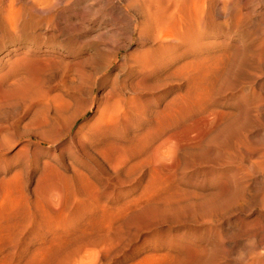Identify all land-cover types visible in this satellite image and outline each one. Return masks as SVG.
<instances>
[{"label": "rangeland", "instance_id": "rangeland-1", "mask_svg": "<svg viewBox=\"0 0 264 264\" xmlns=\"http://www.w3.org/2000/svg\"><path fill=\"white\" fill-rule=\"evenodd\" d=\"M259 19L253 20L254 27L260 24ZM98 40L87 35L76 45V52L67 55L66 79L63 68L55 69L47 78L46 108L35 106L23 111L2 100L0 94V264H147L148 259L154 264H228L250 235L256 237L257 250L264 253L260 238L264 198L254 199L264 180L255 177L260 170L259 164L252 162L255 158L242 152L247 143L249 150L256 147L246 141L248 137L264 143V113L260 111L264 105L250 104L255 96L247 91L245 82L249 76L245 74L253 71L251 61H257L253 55L237 62L215 87L210 105L205 106L190 97L185 83L174 90L169 73L126 80L118 90L129 88L121 93L133 98L134 106L125 107L126 120L116 125L107 145L81 139L89 133L94 110L79 117L69 131L66 119L49 123L42 133L56 140L48 149L38 148L36 137L27 135L31 118L55 115L74 94L80 96L82 92L76 112L82 113L87 107L91 97L86 81L101 65L94 71L85 56L93 53ZM129 52L131 49H121L117 56L122 58ZM242 64L250 65L240 70ZM167 78L171 79L168 84ZM20 114L24 116L17 121ZM78 126L86 129L75 135ZM106 146L110 150L107 147L106 151ZM13 173L14 179L8 182ZM242 175L245 181L240 180ZM246 222L255 224L254 230L246 231Z\"/></svg>", "mask_w": 264, "mask_h": 264}, {"label": "bare ground", "instance_id": "bare-ground-1", "mask_svg": "<svg viewBox=\"0 0 264 264\" xmlns=\"http://www.w3.org/2000/svg\"><path fill=\"white\" fill-rule=\"evenodd\" d=\"M112 15L115 17H109ZM257 18H260V24L254 27L253 20ZM97 20L98 22H96ZM85 22L88 25H84ZM90 34L96 36L99 40L93 47V53L89 52L86 54V63L92 69L94 68V71H97V67L101 65L100 70L94 77H91V74L89 78L86 77L88 81L85 80L88 83L86 84L87 94L91 97V100L88 105H85L87 107L82 113H77L76 110L79 107L78 104H80L82 92L78 94L80 96L74 94L69 98L73 101L74 105H72L71 100L63 102L65 106H61L63 108L57 111L55 115L50 116L51 118L48 115L49 118L46 117L45 114L31 118L30 126L26 133L28 136L34 135L36 137L34 139L40 149H48L54 144V140H56L48 136L46 138L42 133L45 127L49 126V123L52 122L53 124L66 119L69 121V131L79 117L93 110L94 115L91 118V127L87 129L89 133L83 134L84 136H81V139L91 144L101 141H104L106 144L109 135L113 132L116 125L126 118L128 109L126 110L125 107L132 104L134 106L133 98H126L125 94L123 96L121 93L126 87L122 91L120 90L121 88L118 90V87L123 88L126 80H138L149 73L171 74L172 80H170L174 90L185 83L190 97L196 98L198 102L205 106L210 105L212 102L211 94L215 91V87L229 75L237 62L243 57L246 58V55H253L257 58V61L253 60L256 58L252 59L251 63L253 62L254 66L252 64V66L245 64L246 68L247 65L253 68L252 72H247L246 74L247 69L245 72V69L243 70L245 75H249L245 76V78L247 77V81L245 82L247 84V91L255 96V99H251L252 102L250 104L264 105V0H0V94L4 97H1L2 100L5 99V102L11 103L17 108H22L23 111L35 106L45 107L48 103L47 100H49L47 95L48 88L45 87V83L49 81L47 78L51 76L55 69L58 70L60 68L64 69H62L63 78L66 77L69 70L68 66H66L68 65L66 61L67 55L69 56L76 52V45L80 43L83 37L90 36ZM121 49H131V52L127 56L119 58L117 54ZM80 52L81 48L79 47L78 53ZM119 61L121 62L119 64L120 69L117 66L120 63ZM78 63V61L75 62L76 65ZM245 65L243 67L239 66L240 70ZM150 76L152 77V75ZM242 76H240L241 79H243ZM153 78H155V74ZM167 80L166 82L165 79V83H170L168 78ZM78 83H75L77 87L79 86ZM140 84L137 86H140ZM148 84L151 83L149 82ZM161 85L158 82V86ZM72 86L74 87V85ZM73 87L71 89L76 88ZM81 89L79 91H82ZM97 90L99 91V95H97ZM127 90H124V93ZM180 98L182 97L180 96ZM177 100H175L176 102L173 100L175 104L179 101ZM180 103L182 104L183 102ZM197 104L203 107L201 104ZM172 107L175 106L172 105ZM259 108L257 107V109ZM260 111L264 113V111ZM227 114L225 113V115ZM23 116L24 114L18 115L17 121H20ZM130 116H132V113ZM218 116L220 117V115ZM80 126H78L79 129H76L75 135L81 131L83 126ZM192 129L195 130L196 128ZM256 133L257 131L255 135ZM244 135L246 137V133ZM77 137L79 138V136ZM111 140L109 141L111 142ZM246 141L254 144L256 147H252L254 149L249 150L248 148L251 146L247 148L246 146L249 144ZM246 141L247 145L245 147L242 146V152L249 158H255L252 162L258 163L260 168V170L256 171L255 177L264 180V143L253 137H248ZM78 142L77 145L79 146ZM80 144H83V142H80ZM105 144L103 145L105 146ZM110 144H113V141ZM110 144L108 145L112 146ZM103 145L102 147H104ZM113 146L115 147L116 145L113 144ZM107 147L106 151L111 148L108 147L107 149ZM102 149L104 150L105 148ZM230 163L232 164V162ZM243 175L239 176L240 180L246 179ZM14 177L15 174L13 173L6 180L10 182ZM247 182L244 183L247 185ZM249 186L253 185L250 184ZM261 187V191L255 190L256 193L254 192V199L256 201L264 198V185H261ZM150 192L151 190L148 192V195ZM254 193L251 192V194ZM148 195H146L147 199L150 196ZM241 197L238 199H242ZM245 199L243 198L242 200L247 201ZM147 203L145 206H147ZM1 204L3 205V202ZM248 223L246 222L244 226L246 231L252 230L255 225ZM260 228H264V226ZM242 234L239 235L242 236ZM252 235L254 234L252 233ZM255 238L250 235L245 239L243 248L241 247L242 250H234V256H232L233 258L231 257V261L228 260V262L230 261L228 264H264V253L257 250ZM260 238L264 240V229H262ZM162 258L159 261H162ZM147 261L150 262V259ZM151 262L150 264H154Z\"/></svg>", "mask_w": 264, "mask_h": 264}]
</instances>
